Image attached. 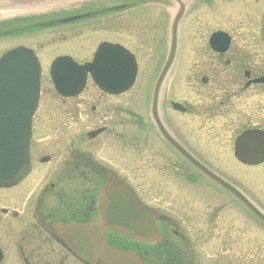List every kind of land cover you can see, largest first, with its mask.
Listing matches in <instances>:
<instances>
[{"label":"flooded vegetation","instance_id":"af4514ba","mask_svg":"<svg viewBox=\"0 0 264 264\" xmlns=\"http://www.w3.org/2000/svg\"><path fill=\"white\" fill-rule=\"evenodd\" d=\"M111 5L115 13L130 6L129 12L135 14L134 7L129 4ZM151 6L158 9L153 18L165 23L166 5ZM204 24L244 30L255 27L256 31L239 36L229 33L232 41L223 54L193 53L196 63L191 83L176 85L170 82L160 103V117L169 134L206 167H241L242 164L232 159L236 138L248 130L264 132V83L257 82L264 78V0H213L188 11L182 21V30L187 33L190 26L200 28ZM199 41L194 40L195 43ZM179 55L178 67L184 61L183 53ZM177 72L172 78L174 81H177L175 77L180 78ZM150 92L151 89L148 95ZM175 103L178 108L173 107ZM44 123L37 116L34 118L32 153L37 149L35 137L44 129ZM157 139L164 154L170 153L172 167H191L166 141ZM149 145L151 150L155 148L153 143ZM256 167H264V164ZM44 183L45 175L39 181L26 180L20 186L0 189V264H82L65 248L55 244L49 224L55 217L77 223L98 219V201L91 198L86 206L85 198L82 204L79 199L66 201L59 195L60 202L54 206L55 185L51 184L50 189L42 186ZM148 194L151 195V191ZM161 198L149 197L148 202L165 212ZM203 206L206 211L198 214L204 226L200 230L221 236L216 239L227 252L226 263H231L233 251L239 253L240 264L262 262V223L241 202L226 198L221 208L224 216L216 220L213 219L215 212L209 211L212 203ZM160 232L164 234L162 228ZM106 236L109 242L116 241V236L110 233Z\"/></svg>","mask_w":264,"mask_h":264},{"label":"water","instance_id":"95a60500","mask_svg":"<svg viewBox=\"0 0 264 264\" xmlns=\"http://www.w3.org/2000/svg\"><path fill=\"white\" fill-rule=\"evenodd\" d=\"M16 1V0H15ZM39 5L61 0H23ZM176 28L173 29L175 39ZM221 34L214 36L212 44H225ZM172 44V53L176 49ZM223 51L224 49H220ZM102 52V54H101ZM93 65L80 67L70 60L58 59L53 65V79L57 90L64 96H72L84 87L87 72L92 73L100 87L110 93L127 90L134 82L136 71L133 58L123 53L115 54L108 47L101 51ZM107 58V60H106ZM171 61V60H170ZM170 65V62L167 66ZM39 96V68L37 60L29 52L19 49L7 54L0 61V186L21 181L29 172L28 145L30 123ZM253 142V143H251ZM255 143V144H254ZM264 134L247 133L237 141L236 156L243 162L264 161ZM223 187L229 186L205 167H196ZM100 204L103 224H57L56 231L70 244L73 252L88 264H144L133 252L111 248L104 239V231L110 229L125 237L150 243L156 231L150 220V212L144 209L129 187L116 177L108 175V186L101 192Z\"/></svg>","mask_w":264,"mask_h":264},{"label":"rangeland","instance_id":"374dc122","mask_svg":"<svg viewBox=\"0 0 264 264\" xmlns=\"http://www.w3.org/2000/svg\"><path fill=\"white\" fill-rule=\"evenodd\" d=\"M143 20L144 18L135 19V21L132 22V24L130 25L129 30L135 31L138 28V26L143 22ZM159 26L160 25L157 24L156 28H159ZM252 28L253 29L243 30L242 28L234 27V29L237 31V35H245L251 30L255 32L256 28L255 27ZM145 29L147 30L148 28L146 27ZM102 35L103 34H100L98 35V37ZM41 40L42 41L46 40V37L40 36L39 41ZM79 41L84 42L83 39H80ZM120 43L128 47V44H124L123 42ZM135 43L138 45L137 40H135ZM39 44H45V42L44 43L40 42ZM50 44L51 46L44 50L45 59L43 60V63L45 67H46V63L49 62L51 59L53 60L57 55H69L77 62H80L81 60L80 56H83V59H85L84 55L81 52V45L85 43H71V44L68 43V44H63L61 46L55 44L54 42H50ZM95 45H96L95 42H92L90 44L91 48L95 47ZM153 45H155V47L157 48L159 43L154 42ZM190 46L191 44L187 41L186 46L184 48V52L189 51ZM39 48L41 47L39 46ZM40 57L42 58V55L39 54V58ZM188 61L189 60L185 62ZM182 68L185 71L186 66L183 65ZM141 74L142 75L140 76V80L138 79L137 81L138 85H136L135 89H133L131 93H128L124 96H120L117 98L105 97L100 92L93 89L92 86H90L88 90L76 100L77 101L76 103L74 102L66 103L67 106L68 105H70L71 107L74 106L78 110L76 118L74 120H71V122L68 123L67 126L74 130L77 129L79 126H83L86 127L84 129H86L87 131L102 126H106L108 128H111L113 133H117V134L126 133L125 128L115 126L114 124L115 122H113L114 117L108 114V109L112 105L118 104L125 110H131L138 114L142 113L143 103L141 97V92H142L141 88L144 85L145 75L143 71H141ZM42 93H43L42 95L43 102H48L50 100L51 101L58 100L54 98V93L52 90V85L50 83L48 71L45 72V75L43 77ZM93 105L96 106V110L91 115L90 110ZM125 116H126L125 113L119 114V117L116 118L118 120V123H122L123 125L125 121ZM79 130L80 129H77L75 131L79 132ZM112 131H110L109 135L103 136L101 144L98 145V148L95 149L96 158L110 165L118 173L127 176L133 182L135 183L139 182L141 185L147 186L148 185V183H146L147 174L150 173V175H152V173H154L153 170L151 168L149 169L148 167L146 168L141 167L142 158H143L142 155L134 156V153L132 152L130 154V152L128 151L121 150L119 147V143L116 141V139L112 137ZM59 134L60 133H56L55 136H58ZM53 135H54L53 133H49L47 134L46 138L50 139ZM40 139L41 137H38V140ZM50 142L51 143L49 147L51 148L52 151L50 152L53 153V151L57 150L60 145L56 144V141L54 139H52V141ZM97 142H100V140H98ZM88 148L90 149V147ZM128 164L130 165L129 167ZM216 168L231 178L245 182V185L249 187V189L256 195V197L264 205V167H259L255 169L248 167H216ZM51 169H53V167H51ZM134 175L138 178L137 180H135ZM155 175H157L156 178L158 180L171 181L166 176H161L160 178V176L157 173H155ZM56 178L62 182V186L65 185L70 187H76L79 185L78 180L67 170L57 171ZM148 179H150V177H148Z\"/></svg>","mask_w":264,"mask_h":264}]
</instances>
